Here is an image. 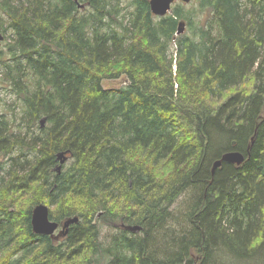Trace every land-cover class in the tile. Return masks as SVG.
I'll return each mask as SVG.
<instances>
[{"label": "trees", "instance_id": "16d2710c", "mask_svg": "<svg viewBox=\"0 0 264 264\" xmlns=\"http://www.w3.org/2000/svg\"><path fill=\"white\" fill-rule=\"evenodd\" d=\"M196 1L0 0V264H264V0ZM38 203L79 221L38 234Z\"/></svg>", "mask_w": 264, "mask_h": 264}, {"label": "water", "instance_id": "95a60500", "mask_svg": "<svg viewBox=\"0 0 264 264\" xmlns=\"http://www.w3.org/2000/svg\"><path fill=\"white\" fill-rule=\"evenodd\" d=\"M183 2H190L191 0H181ZM175 0H150L151 10L155 15L164 16L168 13L173 11V3ZM82 5V4H81ZM83 6V5H82ZM177 34H182L185 30V23L182 21L179 23ZM5 40V34L0 31V48ZM68 151H61L58 153L57 159L59 160V164L56 167L58 172L61 171L62 165L68 159ZM245 159V155L243 152L239 150H230L225 152L221 158L217 159L214 164L212 171L214 172L215 169L223 163V161L241 164ZM32 227L33 230L38 234H45V235H54L58 231L61 226V230L59 233L66 234L67 228L72 224L79 221L78 216L69 217L64 221L61 225L60 222L51 218L50 216V207L46 203H38L34 206L32 210ZM130 230H139L141 227L139 225H130L128 226ZM177 264H190L187 262H179Z\"/></svg>", "mask_w": 264, "mask_h": 264}, {"label": "rangeland", "instance_id": "374dc122", "mask_svg": "<svg viewBox=\"0 0 264 264\" xmlns=\"http://www.w3.org/2000/svg\"><path fill=\"white\" fill-rule=\"evenodd\" d=\"M113 1H115V3H116L119 0H113ZM128 1L129 0H120L121 7L123 8V12L128 11ZM179 4H183L185 6V8L195 6L196 10H198V2L196 0H191L190 2H183L181 0H175V2L173 3L172 6L174 8L175 6H177ZM83 9H86V7ZM200 15H201L200 19H202V20H204L208 17L207 13L200 14ZM0 18H1V14H0ZM198 18L199 17H196L194 20L195 22H197V25H199L198 24V20H199ZM181 21H183L185 23V30L183 33L191 34L192 29L189 28L187 21L185 19H181ZM2 32L6 36V32H4V31H2ZM6 42H8V40L5 39L1 48H5ZM173 48L176 49V46H174ZM1 72H2V68H0V76H1ZM103 84L105 87H108V88L119 87L122 84H124V78L121 77V78H117V79H105L103 81ZM0 96L2 98V103H1L2 109L5 110L8 113V116H10V117H14L16 115L17 116L16 124H18L19 117H20V114L22 112L21 99L18 98L17 95L13 91L9 90L8 88H6L5 86H3L1 84H0ZM14 126H16V125H14ZM17 126H19V124ZM22 126H25V125H22ZM37 130H38V128H37ZM18 153L19 152L17 150L13 154L17 155ZM8 158L9 157L7 155L0 153V165L3 166L1 174H5L6 167H9ZM189 200H190V193L188 191V192L183 193L178 198V200L176 201V203L173 205L172 208L175 210H180L183 208V206H186V204L188 203ZM49 207L54 208L53 206H49ZM122 223H123V220H121V219H119L117 221V223H115L114 225H110L107 223H101L102 241L104 242V244L109 243V241L111 239V235L118 234L120 232L119 229L120 228L123 229ZM56 234H59V231H57ZM228 263H230V260L224 264H228ZM98 264H108V262H107V260L100 258ZM239 264H260V262H258V261L257 262H255V261H252V262L240 261Z\"/></svg>", "mask_w": 264, "mask_h": 264}, {"label": "flooded vegetation", "instance_id": "af4514ba", "mask_svg": "<svg viewBox=\"0 0 264 264\" xmlns=\"http://www.w3.org/2000/svg\"><path fill=\"white\" fill-rule=\"evenodd\" d=\"M122 227H124V228H128V226L125 225V223H122Z\"/></svg>", "mask_w": 264, "mask_h": 264}]
</instances>
